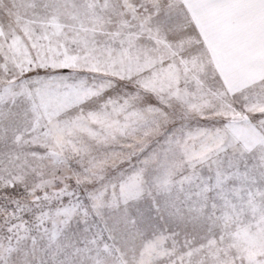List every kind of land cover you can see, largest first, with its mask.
<instances>
[{
  "label": "snow or ice",
  "instance_id": "obj_1",
  "mask_svg": "<svg viewBox=\"0 0 264 264\" xmlns=\"http://www.w3.org/2000/svg\"><path fill=\"white\" fill-rule=\"evenodd\" d=\"M0 264H264V0H0Z\"/></svg>",
  "mask_w": 264,
  "mask_h": 264
}]
</instances>
